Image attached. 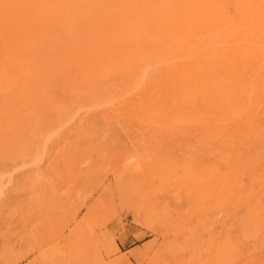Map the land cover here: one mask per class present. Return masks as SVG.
<instances>
[{"label":"rangeland","instance_id":"374dc122","mask_svg":"<svg viewBox=\"0 0 264 264\" xmlns=\"http://www.w3.org/2000/svg\"><path fill=\"white\" fill-rule=\"evenodd\" d=\"M29 2L0 0V264H264V0H122L123 28L66 1L52 29Z\"/></svg>","mask_w":264,"mask_h":264},{"label":"bare ground","instance_id":"6f19581e","mask_svg":"<svg viewBox=\"0 0 264 264\" xmlns=\"http://www.w3.org/2000/svg\"><path fill=\"white\" fill-rule=\"evenodd\" d=\"M13 1V0H12ZM19 0H16V2H18ZM32 1V5H33V7H35V8H37V9H39V10H45L44 11V13L41 15V17L39 18V19H37L36 21H32V25H33V28H53V26H55V25H57V26H59V27H62L63 25L64 26H68L69 24H73V21H74V19H75V17H72V14H71V11H67V10H65L66 9V6L64 7V8H62V5L64 4V3H66V1H69L70 3L72 2V5L76 8V9H79L80 10V12H82V13H84V12H86V6L88 7L89 5L91 6L92 4V6H94V4H97V5H99L100 6V12L102 13H100L99 14V16L101 15V21L103 22V25L104 26H109V27H112L113 28V26H117L118 28H123L122 26H121V22L123 21V19H124V14L120 11V6H121V1L122 0H30V2ZM125 1H127V0H125ZM188 2V0H177V2H178V4H181L180 6H179V9L180 10H183L184 9V5H185V2ZM191 1H193V3L195 2V1H198V0H191ZM235 1V0H234ZM21 2V1H20ZM23 2V1H22ZM25 3H26V1H24ZM29 2V3H30ZM165 2V1H164ZM214 2V1H213ZM219 2V1H218ZM151 3V2H150ZM139 4V3H138ZM153 4V3H152ZM160 4V3H159ZM4 5H5V3H4ZM9 5H11V2H10V4ZM19 5V4H18ZM20 5H21V3H20ZM145 5V4H144ZM158 5V4H157ZM205 5V4H204ZM248 5H249V3H248ZM3 6V5H2ZM89 6V8L91 9V8H93L92 6L90 7ZM139 6V5H138ZM262 6H264V5H262ZM32 7V8H33ZM219 7V6H218ZM245 7V6H244ZM0 8H1V6H0ZM3 8H5V7H3ZM7 8V7H6ZM140 8H141V6H140ZM196 8H197V6H196ZM201 8H203V7H201ZM257 8V7H256ZM98 9V8H97ZM141 9H143V8H141ZM225 9V8H224ZM262 10H264V9H262ZM104 11V12H103ZM129 11V10H128ZM131 11H132V9H131ZM191 11H193V10H191ZM198 11H199V8H198ZM113 12V13H112ZM134 12V11H133ZM133 12H131V13H133ZM138 12H139V9H138ZM138 12H136V13H138ZM142 12V11H141ZM144 12V11H143ZM146 12V11H145ZM193 12H195V11H193ZM203 12V11H202ZM248 12H250V11H248ZM258 12V11H257ZM76 13H78V12H76ZM112 13V14H111ZM135 13V12H134ZM135 13V14H136ZM198 12H196V14H197ZM243 13V12H242ZM247 13V12H246ZM251 13V12H250ZM142 14V13H141ZM203 14V13H202ZM258 15H259V13H257ZM261 14V17H264V16H262V15H264V14H262V13H260ZM204 15V14H203ZM206 15V14H205ZM237 15V14H236ZM15 16V15H14ZM29 16V15H28ZM137 16H138V14H137ZM144 16V15H143ZM244 16V15H243ZM27 17V16H26ZM140 17H142V16H140ZM253 17V16H252ZM261 17H259V18H261ZM134 18V17H133ZM197 18V17H196ZM210 19V18H209ZM218 19V18H217ZM235 19V18H234ZM243 19L245 20V18L243 17ZM247 19V18H246ZM258 19V18H257ZM261 20H264V19H262L261 18ZM189 21V20H188ZM75 22V21H74ZM215 22V21H214ZM228 22V21H227ZM241 22V21H240ZM245 22V21H244ZM246 22H248L247 20H246ZM245 22V23H246ZM250 22V21H249ZM127 23H136V20H134V19H129V21H127ZM216 23H218V22H216ZM223 23V22H222ZM226 23V22H225ZM229 23V22H228ZM234 23V22H233ZM10 24V23H9ZM95 24V23H94ZM240 25H241V23H239ZM248 24V23H247ZM247 24H245L244 25V27L243 28H246L245 30H247V28L248 27H246V25ZM259 24V23H258ZM26 25V24H25ZM77 25V24H76ZM214 25H215V23H214ZM219 24H217V26H218ZM224 25V24H223ZM228 25V24H227ZM231 25V24H230ZM243 25V24H242ZM25 27V26H24ZM224 27V26H223ZM230 27V26H229ZM235 27H238V25H236ZM241 27V26H240ZM29 28V27H28ZM38 28V29H39ZM70 28V27H69ZM68 28V29H69ZM82 29H83V27H81ZM249 28H250V26H249ZM218 29V28H217ZM216 29V30H217ZM220 29H222V25L220 24ZM224 29V28H223ZM236 29V28H235ZM240 29V31H241V28H239ZM238 29V30H239ZM251 29V28H250ZM250 29H248V30H250ZM255 29V28H254ZM253 29V30H254ZM49 30V29H48ZM54 30V29H53ZM57 30V29H56ZM214 30V29H213ZM234 30V29H233ZM40 30H38L37 32H39ZM220 31V30H219ZM231 31V30H230ZM237 31V30H236ZM252 31V30H251ZM262 31V30H261ZM22 32V31H21ZM23 32H25V31H23ZM50 32V31H49ZM55 32V31H54ZM53 32V33H54ZM82 32V31H81ZM233 32V31H232ZM235 32V31H234ZM237 32H239V31H237ZM246 32V31H245ZM215 33H216V31H215ZM218 33V32H217ZM236 33V32H235ZM12 34V33H11ZM33 34H35V33H33ZM40 33H38L37 34V36L39 35ZM49 34V33H48ZM57 34V33H56ZM80 34V33H79ZM209 34V33H208ZM222 34V33H221ZM237 34H240V32L239 33H237ZM236 34V35H237ZM243 34V33H242ZM248 34V33H247ZM253 34H255V33H253ZM10 35V34H9ZM41 35V34H40ZM39 35V36H40ZM63 35V34H62ZM217 35V34H216ZM232 35V34H231ZM234 35V34H233ZM235 35V36H236ZM258 35V34H257ZM33 36V35H32ZM37 36H35V37H37ZM45 36H47V35H45ZM44 36V37H45ZM50 36V35H49ZM60 36V35H59ZM73 36V35H72ZM201 36H202V34H201ZM22 37V36H21ZM35 37H34V39H35ZM229 37V36H228ZM1 38V37H0ZM3 38V37H2ZM8 38V37H7ZM15 38V37H14ZM24 38H25V36H24ZM27 38V37H26ZM29 38V37H28ZM38 38V37H37ZM70 38V37H69ZM161 38V37H160ZM211 38V37H210ZM44 39V38H43ZM52 39V38H51ZM53 39H56L55 37L53 38ZM52 39V40H53ZM85 39V38H84ZM188 39V38H187ZM191 39V38H190ZM14 40V39H13ZM66 40V39H65ZM86 40V39H85ZM12 41V40H11ZM28 41H29V39H28ZM159 41V40H158ZM228 41V40H227ZM231 42L233 41H235V38H234V40L232 39V40H230ZM230 41H228L229 43H230ZM239 41V40H238ZM243 41H245V40H243ZM248 41V40H247ZM20 42H22V41H20ZM40 42H42V41H40ZM45 42V41H44ZM143 42V41H142ZM184 42H185V40H184ZM183 42V43H184ZM213 42V41H212ZM237 42V41H236ZM241 43H242V41H240ZM240 42H238V43H240ZM249 42H250V40H249ZM23 43H25V42H23ZM43 43V42H42ZM46 43V42H45ZM86 43H87V41H86ZM126 43H127V41H126ZM131 43V42H130ZM129 43V44H130ZM160 43H162V42H160ZM189 43V42H188ZM197 43V42H196ZM210 43V42H209ZM218 43V42H217ZM216 43V44H217ZM235 43V42H234ZM248 43V42H247ZM251 43L253 44V45H260L261 46V49L262 50H264V36H262V34H260L259 36H258V38H252L251 39ZM3 44V43H2ZM11 45H13L12 43H10ZM14 44H15V42H14ZM27 44V43H26ZM40 44V43H39ZM38 44V45H39ZM87 44H89V43H87ZM101 44H102V42H101ZM191 44V43H190ZM189 44V45H190ZM193 44V43H192ZM232 44V43H231ZM246 44V43H245ZM10 45V46H11ZM18 45H19V43H18ZM21 45V44H20ZM29 45V44H28ZM27 45V46H28ZM43 45V44H42ZM128 45V44H127ZM149 45V44H148ZM150 45H152L151 43H150ZM193 45H195V46H197V44H195V42H194V44ZM199 45V44H198ZM201 45H202V43H201ZM207 45V44H206ZM210 45H211V43H210ZM222 45V44H221ZM17 46V45H16ZM22 46V45H21ZM24 46H25V44H24ZM34 46V45H33ZM90 46H92V45H90ZM109 46V45H108ZM126 46V45H125ZM153 46V45H152ZM183 46V45H182ZM200 46V45H199ZM199 46H197V47H199ZM203 46H205V43H204V45ZM225 46V45H224ZM8 47V46H7ZM29 47V46H28ZM36 47V46H35ZM122 47V46H121ZM196 47V48H197ZM210 47H213V46H209V48ZM215 47V49H216V46H214ZM217 47H219V46H217ZM230 47V46H229ZM13 48H15V47H13ZM12 48V49H13ZM38 48V47H37ZM93 48L95 49V47L93 46ZM97 48V47H96ZM153 48V47H152ZM151 47L149 48V49H152ZM183 48V47H182ZM225 48V47H224ZM224 48H222V49H224ZM231 48V47H230ZM243 48H244V46H243ZM247 48V47H246ZM245 48V49H246ZM10 49V48H9ZM16 49V48H15ZM26 49H28V48H26ZM26 49H24V50H26ZM123 49H124V47H123ZM186 49V48H185ZM195 49V48H194ZM211 49V48H210ZM209 49V50H210ZM213 49V48H212ZM218 49V48H217ZM226 49V48H225ZM29 50H31V48L29 49ZM33 50H35V48L33 49ZM32 50V51H33ZM50 50H52V49H50ZM98 50V49H97ZM100 50V49H99ZM113 50V49H112ZM154 50V49H153ZM184 50V49H183ZM196 50V49H195ZM199 50H201V49H199ZM206 50H207V47H206ZM208 50V51H209ZM231 50V49H230ZM237 50V49H236ZM241 50H242V48H241ZM15 51V50H14ZM21 52L23 51V50H20ZM19 51V52H20ZM35 51H37V50H35ZM35 51L33 52V53H35ZM55 51V50H54ZM104 51V50H103ZM115 52H116V50H114ZM157 51H159V50H157ZM178 51V50H177ZM186 51H188V50H186ZM189 51H191V50H189ZM198 50H196V52H197ZM203 52L205 51V50H202ZM16 52V54H19V53H17V50L15 51ZM58 52V51H57ZM146 52H148V51H146ZM160 52V51H159ZM191 52H193V51H191ZM190 52V53H191ZM207 52V51H206ZM218 52V51H217ZM217 52H216V55H217ZM228 52V51H227ZM236 52V51H235ZM9 52H7V54H8ZM23 53V52H22ZM47 53V52H46ZM189 53V54H190ZM220 53V52H219ZM257 52H255V54H256ZM39 54V53H38ZM159 54V53H158ZM189 54H187V55H189ZM192 54H194V52L192 53ZM198 54H200L199 52H198ZM201 54H203V53H201ZM208 54V53H207ZM206 54V55H207ZM211 54V53H210ZM229 54V53H228ZM245 54V53H244ZM252 54V53H251ZM254 54V55H255ZM262 54H264V53H262ZM5 55V54H4ZM10 55H12V53L10 54ZM31 55V54H30ZM29 55V56H30ZM141 55V54H140ZM144 56L146 55V54H143ZM148 55V54H147ZM146 55V56H147ZM154 55H155V52H154ZM165 55V54H164ZM170 55V54H169ZM180 55V54H179ZM182 55V54H181ZM186 55V56H187ZM195 55V54H194ZM219 55V54H218ZM218 55H217V57H218ZM227 55V54H226ZM13 56V55H12ZM14 56H16V55H14ZM18 56V55H17ZM37 56V55H36ZM192 56V55H191ZM196 56V55H195ZM198 56H200V55H197L196 57H197V59H198ZM203 56V55H202ZM207 56H210V55H207ZM213 56V55H212ZM228 56V55H227ZM253 56V55H252ZM9 57H11V56H9ZM9 57H7L8 59H10ZM33 56H31V58H32ZM110 57H112V56H110ZM159 57V56H158ZM179 57V56H178ZM182 57H184V55L182 56ZM221 57V56H220ZM246 57V56H245ZM262 57H264V56H262ZM17 58V57H16ZM22 58H24V57H22ZM26 58V57H25ZM29 58V57H28ZM27 58V59H28ZM34 58H35V55H34ZM147 58V57H146ZM167 58V57H166ZM185 58V57H184ZM187 58H188V56H187ZM193 58H195L194 56L191 58L192 60H196V59H193ZM213 58H214V56H213ZM215 58H216V56H215ZM234 58V57H233ZM3 59H6V58H3ZM12 59V58H11ZM13 59H14V57H13ZM20 59H21V57H20ZM30 59V58H29ZM40 59V58H39ZM155 59H156V57H155ZM165 59V58H164ZM168 59V58H167ZM174 59H175V57H174ZM177 59V58H176ZM190 59V58H189ZM191 59H190V61H191ZM232 59V58H231ZM235 59H236V57H235ZM14 60H16V59H14ZM13 60V61H14ZM25 60V59H24ZM74 60H76V59H74ZM88 60V59H87ZM171 59H169V61H170ZM179 60V59H178ZM178 60L176 61L175 60V62H178ZM215 60H217V59H215ZM223 60V59H222ZM238 60V59H237ZM2 60H1V58H0V62H1ZM4 61V60H3ZM5 61H7V59L5 60ZM9 61H11V60H9ZM18 61H20V60H18ZM17 61V62H18ZM48 61V60H47ZM66 61V60H65ZM108 61V60H107ZM131 61V60H130ZM157 61V60H156ZM164 61V60H163ZM167 61V60H166ZM183 61V60H182ZM186 61V60H185ZM189 61V62H190ZM196 61H199V60H196ZM211 61V60H210ZM226 61V60H225ZM231 61V60H230ZM16 62V61H15ZM63 62H64V60H63ZM165 62V61H164ZM168 62V61H167ZM174 62V63H175ZM184 62V61H183ZM191 62H193V61H191ZM195 62V61H194ZM193 62V63H194ZM208 62V61H207ZM212 62V61H211ZM233 62V61H232ZM2 63V62H1ZM4 63V62H3ZM7 63V62H6ZM46 63V62H45ZM47 63H49V62H47ZM70 63V62H69ZM132 63H133V61H132ZM162 64H163V62H161ZM201 63V62H200ZM214 63H217V62H214ZM222 63H224L223 61H222ZM245 63H247L246 61H245ZM245 63H243V65L245 64ZM17 63H15V65H16ZM22 64H24L23 62H22ZM74 64V63H73ZM105 64V63H104ZM134 64V63H133ZM141 64H143L142 62H141ZM153 65H155L154 64V62L152 63ZM152 64H151V66H152ZM157 65L159 64V63H156ZM169 64H171V62H169ZM178 64V63H177ZM208 64V63H207ZM210 64V63H209ZM219 64V63H218ZM240 64V63H239ZM242 64V63H241ZM2 65H4V67H5V64H2ZM8 65H10L9 63H8ZM8 65H7V68H8ZM13 64H11V66H12ZM132 65V64H131ZM161 65V64H160ZM168 65V64H167ZM172 65V64H171ZM181 65V64H180ZM184 65V64H183ZM215 65V64H214ZM10 66V67H11ZM55 66V65H54ZM111 66H113V64L111 65ZM148 66V65H147ZM207 66V65H206ZM220 65H218V67H219ZM232 66V65H231ZM261 66H264V65H261ZM3 67V68H4ZM20 67V65H18V68ZM23 67V66H22ZM46 67H50V66H45V68ZM73 67H74V65H73ZM138 67H140V66H138ZM153 67V66H152ZM151 67V68H152ZM171 67V66H170ZM175 67V66H174ZM178 67V66H177ZM196 67V66H195ZM211 67V66H210ZM6 68V67H5ZM15 69H16V67H14ZM68 68V67H67ZM82 68H84V67H82ZM133 68H134V66H133ZM141 68V67H140ZM151 68H149L148 69V72L149 71H151ZM205 68H207V67H205ZM214 68H215V66H214ZM242 68V67H241ZM9 69V68H8ZM13 68H11V69H9V71L10 70H12ZM20 69V68H19ZM56 69V68H55ZM59 69V68H58ZM75 69V68H74ZM120 69H122V68H120ZM131 69V68H130ZM136 69V68H135ZM183 69V68H182ZM215 69H217V67L215 68ZM218 69H220V68H218ZM239 69V68H238ZM258 69H260V68H258ZM27 70V69H26ZM46 70H48V69H46ZM132 70V69H131ZM142 70V69H141ZM174 70V69H173ZM173 70H171V71H173ZM188 70V69H187ZM193 70V69H192ZM201 70V69H200ZM212 70H213V68H212ZM242 70V69H241ZM262 70V69H261ZM260 70V71H261ZM2 71V70H1ZM4 71V70H3ZM9 71H7V72H9ZM16 71L18 72L19 70L18 69H16ZM15 71V72H16ZM54 71V70H53ZM59 71V70H58ZM68 71V70H67ZM72 71H74V70H72ZM122 71V70H121ZM154 71V70H153ZM158 71V70H157ZM175 71V70H174ZM181 71V70H180ZM184 71H186V69L184 70ZM189 71V70H188ZM194 71H195V69H194ZM215 71V70H214ZM234 71V70H233ZM14 72V70H13V73H15ZM25 72V71H24ZM44 72V71H43ZM46 72V71H45ZM48 72H49V70H48ZM66 72V71H65ZM95 72V71H94ZM123 72V71H122ZM121 72V73H122ZM160 72V71H159ZM165 72H167V71H165ZM200 72V71H199ZM211 72V71H210ZM237 72H238V70H237ZM2 73H4V72H2ZM12 72H10V74H11ZM68 73H70V71L68 72ZM114 73V72H113ZM116 74H117V76H118V73H117V71L115 72ZM124 74H125V72H123ZM129 73H130V71H129ZM128 73V74H129ZM132 73V72H131ZM141 73V72H140ZM150 73V72H149ZM171 73V72H170ZM191 73V72H190ZM197 73V72H196ZM213 74H215V72H212ZM217 73V72H216ZM220 73V72H219ZM223 72H221V74H222ZM0 74H1V72H0ZM16 75H14V76H17L18 74L17 73H15ZM57 74H59V72L57 73ZM62 74V73H61ZM142 74V73H141ZM151 74V73H150ZM154 74V73H153ZM167 74V73H166ZM182 74V73H181ZM192 74H193V71H192ZM195 74V73H194ZM193 74V75H194ZM201 74H203V73H201ZM209 74V73H208ZM207 74V75H208ZM107 75V74H106ZM123 75V74H122ZM147 75V74H146ZM180 75V74H179ZM190 75V74H189ZM204 75V74H203ZM211 75V74H210ZM223 75V74H222ZM225 75V74H224ZM233 76L235 75L234 73L232 74ZM255 75H259V74H255ZM19 76H21V75H19ZM97 76H98V74H97ZM103 76V75H102ZM110 76V75H109ZM121 76V75H120ZM141 76V75H140ZM149 76V75H148ZM147 76V78H148V81H149V77ZM163 76V75H162ZM184 76H186V74L184 75ZM183 75H182V77H184ZM221 76V75H220ZM232 76V77H233ZM94 77H96V75L94 76ZM113 77H115V78H117L116 76H113ZM139 77V76H138ZM146 77V76H145ZM169 77V76H168ZM209 77V76H208ZM228 77V76H227ZM245 77V76H244ZM20 79H22L21 77H19ZM24 78H25V76H24ZM49 78V77H48ZM52 78V77H51ZM91 78V77H90ZM118 78H119V76H118ZM177 78V77H176ZM184 78H186V77H184ZM190 78V77H189ZM212 78H214V77H212ZM216 79L218 78V77H215ZM256 78V77H255ZM4 79L5 80H7L5 77H4ZM18 79V78H17ZM26 79V78H25ZM29 79V78H28ZM42 79V78H41ZM93 80H92V82H94V78H92ZM113 79L114 78H112V77H110V80H112V82H113ZM120 79H122L123 80V76H121V78ZM124 79H127V78H125V76H124ZM137 79V78H136ZM140 79H141V77H140ZM154 79H156V78H154ZM175 79V78H174ZM181 79V78H180ZM183 79V78H182ZM196 79V78H195ZM194 79V81H195V83L197 82L196 80ZM220 79V78H219ZM4 80V81H5ZM105 80H106V78H105ZM117 80V79H116ZM116 80H114V81H116ZM147 80V79H146ZM145 80V84H147L146 81ZM152 80V79H151ZM172 80H173V77H172ZM171 80V81H172ZM177 80V79H176ZM193 80V79H192ZM208 80V79H207ZM225 80V79H224ZM22 82H24L23 80H21ZM118 81V80H117ZM124 81V80H123ZM122 81V82H123ZM136 81V80H135ZM139 81V80H138ZM143 81V80H142ZM141 80H140V82H142ZM153 81V80H152ZM180 81V80H179ZM178 80L176 81V84H177V82H179ZM187 81H189V80H187ZM6 82V81H5ZM106 82V81H105ZM111 82V83H112ZM121 82V81H120ZM126 83H127V80L125 81ZM128 82H129V80H128ZM166 82H168V81H166ZM182 82H184V80L183 81H181V83ZM27 83V82H26ZM39 83H40V81H39ZM83 83H85V82H83ZM118 83V82H117ZM130 83V82H129ZM134 83V85L136 86V84H135V82H133ZM143 83H144V81H143ZM151 83V82H150ZM3 84H4V82H3ZM87 84V83H86ZM114 84V83H113ZM122 84H124V83H122ZM131 84V83H130ZM144 84V85H145ZM175 84V85H176ZM1 85V84H0ZM23 85H25V84H23ZM41 86H42V82H41V84H40ZM76 85V84H75ZM107 85H108V83H107ZM119 85H121V83L119 84ZM127 85H129V84H127ZM133 85V84H132ZM141 85V84H140ZM193 85V84H192ZM198 86H199V84H197ZM21 86H22V83H21ZM46 86V85H45ZM92 86V85H91ZM109 86V85H108ZM112 86H114V85H112ZM117 86V85H116ZM124 86V85H123ZM122 86V87H123ZM131 86V85H130ZM143 86V85H142ZM141 86V87H142ZM189 86V85H188ZM227 86V85H226ZM1 87H3V86H1ZM1 87H0V89H1ZM14 87V86H13ZM13 87H12V89H13ZM110 87V86H109ZM121 87V86H120ZM132 87V86H131ZM141 87L139 88V89H141ZM144 87V86H143ZM191 87V86H190ZM5 89H7L8 90V87L6 86V87H4ZM79 88H81V87H79ZM84 88V87H83ZM98 88V87H97ZM127 88V86L125 87V89ZM129 88V87H128ZM134 88V90H135V88L136 87H133ZM132 88V89H133ZM147 88H148V86H147ZM198 88V87H197ZM197 88H195V89H197ZM4 89V90H5ZM20 90L22 89L21 87L19 88ZM19 89H16L17 91L19 90ZM23 89H26V88H24L23 87ZM28 89V88H27ZM92 89H94V88H92ZM110 89H111V87H110ZM118 89H120V88H118ZM123 89V88H122ZM143 89V88H142ZM141 89V90H142ZM168 89H169V87H168ZM191 89V88H190ZM201 89V88H200ZM3 90V89H2ZM15 90V89H14ZM19 90V91H20ZM96 90V89H95ZM94 90V91H95ZM112 90V89H111ZM113 90H115L114 89V87H113ZM117 90V89H116ZM121 90V89H120ZM133 90V91H134ZM177 90V89H176ZM181 90V89H180ZM208 90V89H207ZM1 91V90H0ZM6 91V90H5ZM17 91H15V93L17 92ZM24 90H22V92H23ZM33 91V90H32ZM31 91V92H32ZM91 92V93H95V92ZM107 91V90H106ZM119 91V90H118ZM127 91V90H126ZM187 91V90H186ZM185 91V92H186ZM197 91V90H196ZM201 91V90H200ZM21 92V93H22ZM25 92V91H24ZM30 92V91H29ZM97 92H101L100 90L99 91H97ZM102 92H104V91H102ZM125 92V91H124ZM122 93V94H128V92L129 91H127V93ZM136 92V91H135ZM137 92H138V86H137ZM150 92H151V90H150ZM181 92V91H180ZM0 93H2V92H0ZM5 93H7V92H5ZM9 93H11V92H9ZM15 93H13L14 95H15ZM107 93V92H106ZM109 93V92H108ZM112 93H113V91H112ZM115 93H117V92H115ZM132 93V92H131ZM130 93V94H131ZM187 93V92H186ZM186 93H184V95L186 94ZM190 93V92H189ZM193 92H191V94H192ZM8 94V93H7ZM17 94V96H19L20 95V93H19V95H18V92L16 93ZM78 94V93H77ZM118 94V93H117ZM147 94V93H146ZM180 94V93H179ZM182 94V93H181ZM251 94V93H250ZM1 95V94H0ZM4 95V94H3ZM14 95H9V96H11L12 97V99H13V96ZM82 95V94H81ZM90 95V94H89ZM93 95V94H92ZM91 95V96H92ZM95 95V94H94ZM93 95V96H94ZM103 95V94H102ZM102 95H100L101 97H102ZM112 95V94H111ZM115 95V94H114ZM120 94H118V96H119ZM132 95H133V93H132ZM137 95H139V94H137ZM190 95V94H189ZM189 95H187V96H189ZM205 95V94H204ZM5 96H7L6 94H5ZM8 96V97H9ZM16 96V95H15ZM28 96V97H27ZM24 95V97H26L27 98V100L29 99V95ZM87 96V95H86ZM113 96V95H112ZM111 96V97H112ZM123 96V95H122ZM146 96V95H145ZM182 96V95H181ZM180 96V97H181ZM251 96V95H250ZM8 97H6V99L8 98ZM89 97V96H88ZM97 97H98V93H97ZM115 97V96H114ZM125 97H127V95L126 96H124V98ZM142 97L144 98V96L142 95ZM167 97V96H166ZM180 97H178V98H180ZM194 98L196 97V96H193ZM249 97V96H248ZM3 98H5V97H3ZM15 98H17V97H14V100L15 101H17ZM20 98H23V96L22 97H20ZM26 98H24V101H26ZM87 98V97H86ZM86 98H84V99H86ZM91 98V97H90ZM90 98H87L88 100L90 99ZM94 98V97H93ZM102 98H105V97H102ZM109 98H110V95H109ZM119 98H120V96H119ZM128 98L130 99L131 97H130V95H128ZM138 98H140V97H138ZM152 98V97H151ZM185 98H186V95H185ZM193 98V99H194ZM6 99H5V101H6ZM11 99V98H10ZM9 99V100H10ZM19 99V98H18ZM95 99V98H94ZM114 99V98H113ZM112 99V100H113ZM120 99H123V98H120ZM119 99V100H120ZM127 99V98H126ZM133 99V98H132ZM131 99V100H132ZM141 99V98H140ZM139 99V100H140ZM168 99V98H167ZM172 99V98H171ZM173 99H175V98H173ZM172 99V100H173ZM249 99V98H248ZM4 99H2V100H0V101H3ZM9 100H7V104L9 103ZM20 101H22L21 99H19ZM91 100H93L92 98H91ZM98 100V99H97ZM102 100V99H101ZM128 100V99H127ZM127 100H124V101H127ZM134 100H136V98L134 99ZM145 100L146 99H144V101L143 102H145ZM176 100H177V98H176ZM176 100H174L173 102H175V104H174V107L176 106ZM178 100H180V99H178ZM195 100V99H194ZM4 101V102H5ZM11 101H13V100H10V103H11ZM29 101V100H28ZM30 101H32V100H30ZM94 101V100H93ZM92 101V102H93ZM100 101V100H99ZM103 102H104V100H102ZM108 101V100H107ZM117 101V100H116ZM133 101V100H132ZM131 101V102H132ZM137 101H138V99H137ZM142 101V100H141ZM252 101V100H251ZM86 102V101H85ZM106 102V101H105ZM112 102V101H111ZM121 102V101H120ZM148 102H149V100H148ZM186 103V101L184 100L183 101V104L185 105V103ZM188 102V101H187ZM3 102H1V104H2ZM6 103V102H5ZM14 103V102H13ZM13 103H11V104H8L9 106L10 105H13ZM20 103H22L23 104V102H20ZM30 102H28L27 104H29ZM80 103H84V101H82V102H80ZM89 103V102H88ZM86 104V105H89V104ZM96 103H97V101H96ZM109 103V102H108ZM113 103V102H112ZM116 103V102H115ZM125 103H127V102H124V104ZM129 103V102H128ZM133 103H134V101H133ZM141 103V102H140ZM145 103H147V102H145ZM190 103H191V101H190ZM252 103V102H251ZM0 104V105H1ZM4 104V103H3ZM7 104H4V105H6L7 106ZM15 104V103H14ZM21 104V105H22ZM26 104V105H27ZM100 104H102L101 102H100ZM104 104V103H103ZM110 104V103H109ZM121 104V103H120ZM132 104V103H131ZM147 104H149V103H147ZM233 104V103H232ZM235 104V103H234ZM75 105V104H74ZM85 104H83V106H84ZM94 106H97V104L95 105V103L93 104ZM130 104H128L127 105V107L129 106ZM136 104H134V106H135ZM137 105H138V103H137ZM136 105V106H137ZM141 105V104H140ZM151 105H153V104H151ZM150 105V106H151ZM182 105V104H181ZM183 105V106H184ZM195 105V104H194ZM220 105V104H219ZM9 106H8V108H9ZM18 106H19V104H18ZM16 107L19 111L21 110V109H19V107ZM78 106V105H77ZM118 106V105H117ZM122 106V105H121ZM133 106V105H132ZM135 106V107H136ZM145 106V105H144ZM144 106H142V107H144ZM155 106V105H154ZM166 106H168V104L166 105ZM237 106V105H236ZM11 107V106H10ZM12 107H14V105L12 106ZM12 107H11V109H12ZM23 107V106H22ZM99 107V106H98ZM112 107V106H111ZM124 107H126L125 105H124ZM130 107V106H129ZM138 107H139V105H138ZM156 107V106H155ZM160 107V106H159ZM163 107H164V105H163ZM182 107V106H181ZM231 107V106H230ZM242 107V106H241ZM256 107V106H255ZM7 108V109H8ZM15 108V109H16ZM72 108H73V106H72ZM81 108V107H80ZM79 108V109H80ZM91 108V107H90ZM139 108H141V107H139ZM138 108V109H139ZM149 108V107H148ZM161 108V107H160ZM185 108V107H184ZM196 108H197V105H196ZM195 108V109H196ZM236 108V107H235ZM234 107L232 108V109H235ZM250 108V107H249ZM252 108V107H251ZM10 109V108H9ZM14 109V108H13ZM16 109V110H17ZM71 109V108H70ZM85 109V108H84ZM87 109H89V108H87ZM98 109V108H97ZM113 109V108H112ZM115 109H116V106H115ZM125 109V108H124ZM144 109H145V107H144ZM154 109H156V108H154ZM153 109V110H154ZM164 109H166V107H164ZM172 109V108H171ZM192 109H193V107H192ZM231 109V108H230ZM246 109V108H245ZM245 109H244V111H245ZM2 110V109H1ZM6 110V109H5ZM61 110H63V109H61ZM65 110V109H64ZM72 110V109H71ZM70 110V111H71ZM146 110V109H145ZM149 111H146V112H149V114H150V109H148ZM158 110V109H157ZM187 110V109H186ZM73 111V110H72ZM119 111V110H118ZM140 111V110H139ZM144 111V110H143ZM156 111V110H155ZM168 111H170V109L168 110ZM174 111H176V110H173V113H174ZM179 111H182V110H178V114L180 113ZM190 111V110H189ZM188 111V112H189ZM234 111V110H233ZM9 112H11L10 110H9ZM12 112H13V110H12ZM25 112V111H24ZM80 112V111H79ZM121 112V111H120ZM124 112H125V110H124ZM145 112V111H144ZM145 112V113H146ZM158 112H161V111H158ZM171 112V111H170ZM187 112V111H186ZM192 112V111H191ZM211 112V111H210ZM209 112V113H210ZM236 112H237V110H236ZM6 113H8V110L6 111ZM73 113V112H72ZM135 113V112H134ZM162 113H164L163 112V110H162ZM235 113V112H234ZM245 113H247L246 111H245ZM159 114H161V113H159ZM184 115H186L185 113H183ZM202 114V113H201ZM214 114V113H213ZM228 114V113H227ZM249 113H247V115H248ZM72 115V114H71ZM122 115V114H121ZM136 115V114H135ZM156 115H157V113H156ZM163 115H165V113L163 114ZM163 115H162V117H163ZM166 115H169V114H166ZM171 115H172V113H171ZM200 115V114H199ZM211 115H212V113H211ZM210 115V117H213V116H211ZM219 115V114H218ZM223 115V114H222ZM231 115V114H230ZM240 115V114H239ZM246 115V116H247ZM12 116V115H11ZM62 116V115H61ZM138 116H140V115H138ZM150 116H152V109H151V115ZM159 116H161V115H159ZM179 117L178 118H180L181 119V117H180V115H178ZM181 116H183L182 114H181ZM187 116V115H186ZM220 116H221V114H220ZM238 116V115H237ZM5 117V116H4ZM58 117H60V116H58ZM165 117H167V116H165ZM164 117V118H165ZM176 117V116H175ZM219 117V116H218ZM233 117V116H232ZM7 118H8V116H7ZM149 118V117H148ZM151 118L152 117H150L148 120H151ZM161 118V117H160ZM168 118V117H167ZM178 118H177V120H178ZM194 118H196L195 116H194ZM235 118H236V116H235ZM0 119H2V118H0ZM6 119V118H5ZM9 120H10V118H8ZM138 119H139V117H138ZM179 119V120H180ZM228 119H229V117H228ZM231 119V118H230ZM242 119V118H241ZM3 120H4V118H3ZM163 120V119H162ZM177 120H176V122H177ZM182 120V119H181ZM192 120V119H191ZM141 121H142V119H141ZM145 121V120H144ZM144 121L142 122V123H144ZM147 121V120H146ZM152 121V120H151ZM159 121H161V120H159ZM173 121V120H172ZM184 121V120H183ZM185 121H187V120H185ZM184 121V122H185ZM199 121H201V120H199ZM198 121V122H199ZM225 121V120H224ZM226 121H227V119H226ZM149 122V121H148ZM148 122H145L144 124H147V125H149L148 124ZM154 122H155V120H154ZM162 122V121H161ZM161 122H158V125H159V123H161ZM164 122V121H163ZM181 122V121H180ZM179 122V123H180ZM188 122H189V120H188ZM187 122V123H188ZM196 122V121H195ZM209 122V121H208ZM217 122V121H216ZM220 122V121H219ZM223 122V121H222ZM152 123V122H151ZM166 123V122H165ZM165 123H163V124H165ZM178 123V122H177ZM191 123H192V121H191ZM191 123L189 124V125H191ZM246 123V122H245ZM153 124V123H152ZM155 124V126H156V123H154ZM184 124V123H183ZM182 124V125H183ZM212 124V123H211ZM169 125H171V124H169ZM181 125V124H180ZM249 126H250V124H248ZM154 126V127H155ZM161 126V125H160ZM167 126V125H166ZM165 126V127H166ZM210 126V125H209ZM153 127V126H152ZM171 127V126H170ZM169 127V128H170ZM184 127V126H183ZM207 127V126H206ZM237 129V128H236ZM241 129V128H240ZM25 130V129H24ZM201 131V130H200ZM206 131V130H205ZM204 131V132H205ZM223 131V130H222ZM227 131V130H226ZM224 132V131H223ZM224 133H226V132H224ZM248 133V132H247ZM250 133H251V129H250ZM249 133V134H250ZM227 134V133H226ZM210 135V134H209ZM216 135H218V134H216ZM223 135V134H222ZM221 136V135H220ZM233 136V135H232ZM216 138V137H215ZM214 138V139H215ZM242 140V139H241ZM223 143V142H222ZM246 143V142H245ZM223 145V144H222ZM246 172V171H245ZM251 181V180H250ZM241 182V181H240ZM238 186H239V184H238ZM236 191V190H235ZM234 193V192H233ZM230 198V197H229Z\"/></svg>","mask_w":264,"mask_h":264}]
</instances>
